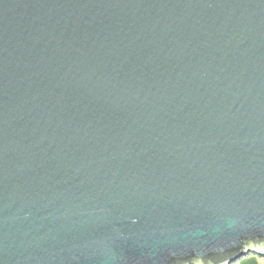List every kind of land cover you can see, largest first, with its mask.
Wrapping results in <instances>:
<instances>
[{"label": "water", "instance_id": "obj_1", "mask_svg": "<svg viewBox=\"0 0 264 264\" xmlns=\"http://www.w3.org/2000/svg\"><path fill=\"white\" fill-rule=\"evenodd\" d=\"M264 258V0H0V264Z\"/></svg>", "mask_w": 264, "mask_h": 264}, {"label": "crops", "instance_id": "obj_2", "mask_svg": "<svg viewBox=\"0 0 264 264\" xmlns=\"http://www.w3.org/2000/svg\"><path fill=\"white\" fill-rule=\"evenodd\" d=\"M232 264H263L259 257L255 255H247L235 261Z\"/></svg>", "mask_w": 264, "mask_h": 264}, {"label": "rangeland", "instance_id": "obj_3", "mask_svg": "<svg viewBox=\"0 0 264 264\" xmlns=\"http://www.w3.org/2000/svg\"><path fill=\"white\" fill-rule=\"evenodd\" d=\"M260 260L263 262V264H264V258H260Z\"/></svg>", "mask_w": 264, "mask_h": 264}]
</instances>
